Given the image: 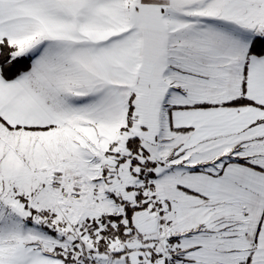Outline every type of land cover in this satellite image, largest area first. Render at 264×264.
Segmentation results:
<instances>
[{"label": "snow or ice", "instance_id": "1", "mask_svg": "<svg viewBox=\"0 0 264 264\" xmlns=\"http://www.w3.org/2000/svg\"><path fill=\"white\" fill-rule=\"evenodd\" d=\"M0 264H264V0H0Z\"/></svg>", "mask_w": 264, "mask_h": 264}]
</instances>
